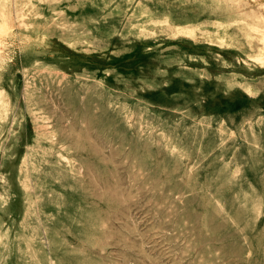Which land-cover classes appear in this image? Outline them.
Returning <instances> with one entry per match:
<instances>
[{
  "label": "rangeland",
  "instance_id": "obj_1",
  "mask_svg": "<svg viewBox=\"0 0 264 264\" xmlns=\"http://www.w3.org/2000/svg\"><path fill=\"white\" fill-rule=\"evenodd\" d=\"M0 264H264V0H0Z\"/></svg>",
  "mask_w": 264,
  "mask_h": 264
}]
</instances>
